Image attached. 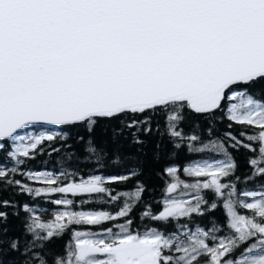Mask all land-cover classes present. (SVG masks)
<instances>
[{
	"label": "snow or ice",
	"instance_id": "6c2138e0",
	"mask_svg": "<svg viewBox=\"0 0 264 264\" xmlns=\"http://www.w3.org/2000/svg\"><path fill=\"white\" fill-rule=\"evenodd\" d=\"M0 264H264V0H0Z\"/></svg>",
	"mask_w": 264,
	"mask_h": 264
},
{
	"label": "trees",
	"instance_id": "16d2710c",
	"mask_svg": "<svg viewBox=\"0 0 264 264\" xmlns=\"http://www.w3.org/2000/svg\"><path fill=\"white\" fill-rule=\"evenodd\" d=\"M259 87V86H258ZM224 125H221V128H223ZM235 132H238L239 129H234ZM156 140V137H152V143L149 145V148L147 151L149 152V155H151V152L153 151L152 145H154ZM68 149L67 146L63 145V142H55L52 144H46L44 146L43 152L41 155L37 157L35 161H32L29 167L34 171H52L54 173L59 174V172L66 171L70 174H74L77 179L79 178H87L91 174H103V175H120L123 174V170L119 167H102V162H97L95 157H89L85 159L84 157L79 158L78 163H71L68 161L65 156ZM234 155L236 156L239 164H240V172L246 173L251 172L252 169L248 167L246 158L251 155V153H248L244 149H240V151L235 152ZM209 154H188L187 156L181 155L180 159L177 161V163L183 167L186 166L187 163L192 161H198L202 159H210ZM71 165V166H70ZM155 168H159V165L154 166ZM153 166L150 164L148 171H152ZM19 178V177H18ZM169 178L167 176H163L161 178L160 176H157L154 174V172L150 175V178L146 180L149 187L153 189L151 194L146 193L145 194V200L152 202V207L154 210L158 211L161 208V204L156 203V201L160 200L163 193L162 189L165 186L166 181ZM182 179L191 180V178L182 176ZM67 182V181H66ZM31 183V182H29ZM133 182L130 181L127 185V188L132 187ZM34 187H38L41 185L34 184ZM114 191L123 190L125 188L124 185H113L112 186ZM251 187V186H250ZM258 188L259 185H256ZM5 198H10L8 196V193H4ZM17 200L20 201H27L29 198L27 196H18L15 197ZM55 198V197H54ZM53 198V199H54ZM73 198V197H70ZM77 201V204L75 206L76 210H108V211H116V209L119 207L118 204L111 203V202H101L98 198L92 197V202L80 205L79 201L82 199H89L88 197H78L73 198ZM106 199V198H105ZM45 208L48 209V211L54 212L56 210H60L59 206H55L54 204L49 203L47 200H41L39 201ZM140 209H137V212H139ZM134 216L136 213L133 214ZM214 215L219 216L221 220L224 219V216L220 211H217ZM15 226V225H14ZM64 241H58V246H62Z\"/></svg>",
	"mask_w": 264,
	"mask_h": 264
}]
</instances>
